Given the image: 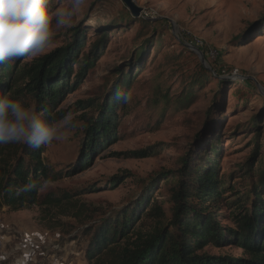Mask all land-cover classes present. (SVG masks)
Segmentation results:
<instances>
[{
	"label": "rangeland",
	"instance_id": "374dc122",
	"mask_svg": "<svg viewBox=\"0 0 264 264\" xmlns=\"http://www.w3.org/2000/svg\"><path fill=\"white\" fill-rule=\"evenodd\" d=\"M67 3L49 0V9ZM135 3L143 8L140 16L122 0H87L70 28L55 31L44 54L10 61L18 69L37 62L72 44L75 29L83 32L79 60L95 44L104 51L79 79L81 64L73 63L70 88L54 107L56 119L71 110L78 125L43 154L61 174L41 195L61 200L0 208L1 264H88L86 249L101 225L134 209L145 193L160 202L169 220L178 181H192L210 161L226 187L212 209L218 221L235 227L241 206L252 208L253 187L264 172V0ZM141 53L144 63L137 65ZM129 72L124 90H131V102L116 109L109 136L99 138L86 157L88 124ZM188 93L187 104H180ZM20 101L37 110L31 95ZM139 150L147 156L132 154ZM154 226L156 219L143 214L129 238ZM205 251L242 255L234 245L211 244Z\"/></svg>",
	"mask_w": 264,
	"mask_h": 264
},
{
	"label": "trees",
	"instance_id": "16d2710c",
	"mask_svg": "<svg viewBox=\"0 0 264 264\" xmlns=\"http://www.w3.org/2000/svg\"><path fill=\"white\" fill-rule=\"evenodd\" d=\"M79 32L75 29L72 44L37 62L19 69L16 61L0 65V96L21 100L29 94L36 101L42 118H55L54 107L70 88L73 63L81 64L77 69L79 79L94 66L93 58L104 52L98 43L85 59L79 60L77 51L83 43V32ZM142 57L141 53L137 65L144 63ZM20 83L23 86L15 88ZM130 84L131 73H124L103 104L100 117L88 124L86 157L99 138L109 136L117 122L116 109L122 110L125 106L116 102L115 93ZM189 98L190 93L180 104H187ZM257 148L258 144L255 153ZM45 151V146L33 149L24 143L0 145V208L52 205L61 200L49 195L43 198L41 190L17 194L18 186L29 180L39 183L48 178L52 181L60 178L61 173L45 162ZM132 154L147 156L145 150ZM196 172L192 181H178L179 185L174 188L169 220L160 202L150 200L151 194L145 193L134 209L124 211L113 223L107 221L101 225L87 246L88 264H264V172L253 187L252 208L243 205L235 213V227L222 225L216 217L217 212L212 210L219 206L226 188L222 178L217 177V165L210 161L207 169L197 168ZM147 204L150 206L144 209ZM143 214L153 216L156 226L147 233L136 234L135 239L129 238ZM211 244L216 247L234 245L242 249V255L211 254L205 251Z\"/></svg>",
	"mask_w": 264,
	"mask_h": 264
},
{
	"label": "clouds",
	"instance_id": "9594fccd",
	"mask_svg": "<svg viewBox=\"0 0 264 264\" xmlns=\"http://www.w3.org/2000/svg\"><path fill=\"white\" fill-rule=\"evenodd\" d=\"M87 0H68L67 6L49 9V0H0V65L44 54L54 33L70 28ZM115 100L127 105L131 90L117 89ZM75 113L66 111L59 119H44L24 102L0 96V145L24 143L33 149L66 139L77 128ZM52 183L50 178L37 183L29 180L18 186L17 194L40 191Z\"/></svg>",
	"mask_w": 264,
	"mask_h": 264
},
{
	"label": "water",
	"instance_id": "95a60500",
	"mask_svg": "<svg viewBox=\"0 0 264 264\" xmlns=\"http://www.w3.org/2000/svg\"><path fill=\"white\" fill-rule=\"evenodd\" d=\"M122 1L128 6V8L131 10L132 14H134L135 16H140L141 13L143 12V8L138 6L135 3V0H122ZM200 53H202V52L200 51ZM201 58H202V61L204 63H206V60L202 55H201Z\"/></svg>",
	"mask_w": 264,
	"mask_h": 264
},
{
	"label": "built area",
	"instance_id": "2783aa9c",
	"mask_svg": "<svg viewBox=\"0 0 264 264\" xmlns=\"http://www.w3.org/2000/svg\"><path fill=\"white\" fill-rule=\"evenodd\" d=\"M199 43H201V41H198ZM4 244V241H3V239H1L0 240V248H1V245H3ZM2 256L0 255V264L2 263Z\"/></svg>",
	"mask_w": 264,
	"mask_h": 264
},
{
	"label": "bare ground",
	"instance_id": "6f19581e",
	"mask_svg": "<svg viewBox=\"0 0 264 264\" xmlns=\"http://www.w3.org/2000/svg\"><path fill=\"white\" fill-rule=\"evenodd\" d=\"M234 77L238 80V79H242V76L240 74H234Z\"/></svg>",
	"mask_w": 264,
	"mask_h": 264
}]
</instances>
